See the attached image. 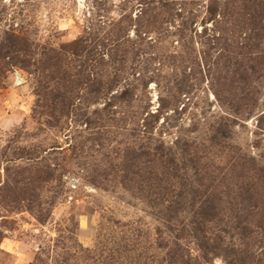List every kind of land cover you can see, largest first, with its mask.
Returning a JSON list of instances; mask_svg holds the SVG:
<instances>
[{
  "label": "rangeland",
  "instance_id": "374dc122",
  "mask_svg": "<svg viewBox=\"0 0 264 264\" xmlns=\"http://www.w3.org/2000/svg\"><path fill=\"white\" fill-rule=\"evenodd\" d=\"M203 190L264 264V0H0V264H208Z\"/></svg>",
  "mask_w": 264,
  "mask_h": 264
},
{
  "label": "trees",
  "instance_id": "16d2710c",
  "mask_svg": "<svg viewBox=\"0 0 264 264\" xmlns=\"http://www.w3.org/2000/svg\"><path fill=\"white\" fill-rule=\"evenodd\" d=\"M194 194L195 196L205 197L197 205V218L196 221L193 222L191 228L193 231V237L197 240L200 248L203 250V255H205L203 256L204 260L206 263L209 264L210 262H209V257H207V254L209 252H211L212 254H216L213 251L215 250V247L221 245V241H222L219 235L214 234L212 231H210L209 226L210 224L217 223L219 221V217L223 212V210L220 204H217L214 201H212V199H210L211 198L210 194H206L205 190L200 192L194 191ZM167 222H170V220L168 219ZM165 226L166 229L169 230V232L172 231L171 226L169 225H165ZM236 226L238 233L241 235V237H243L242 240H244L245 236L249 231L248 221H245L244 223L237 222ZM263 229H264V225H263ZM158 235H159L158 247L165 250L164 252L165 259H167L171 263L172 262L187 263V260L184 259V255L180 247L177 245V243H172L171 241H168L165 237H162L161 231L159 232ZM226 249L229 250L228 254L234 256L238 252V250L234 247V244H228Z\"/></svg>",
  "mask_w": 264,
  "mask_h": 264
}]
</instances>
